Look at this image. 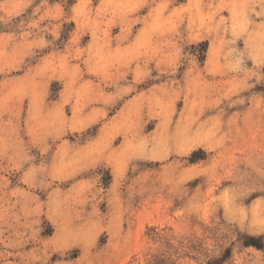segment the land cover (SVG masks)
<instances>
[{"label":"rangeland","instance_id":"rangeland-1","mask_svg":"<svg viewBox=\"0 0 264 264\" xmlns=\"http://www.w3.org/2000/svg\"><path fill=\"white\" fill-rule=\"evenodd\" d=\"M0 264H264V0H0Z\"/></svg>","mask_w":264,"mask_h":264}]
</instances>
